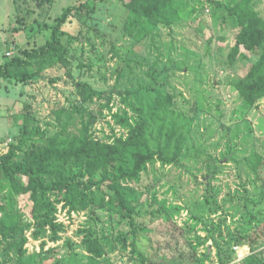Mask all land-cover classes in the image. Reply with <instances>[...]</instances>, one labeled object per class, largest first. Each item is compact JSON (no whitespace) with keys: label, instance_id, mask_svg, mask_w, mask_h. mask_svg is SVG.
Listing matches in <instances>:
<instances>
[{"label":"rangeland","instance_id":"obj_1","mask_svg":"<svg viewBox=\"0 0 264 264\" xmlns=\"http://www.w3.org/2000/svg\"><path fill=\"white\" fill-rule=\"evenodd\" d=\"M85 2L96 4L97 12L86 25L74 20L63 28L64 62L28 59L27 67L16 66L12 72L20 77L30 72L36 78L0 79V156L20 140L28 118L32 128L53 135L59 125L57 113L64 112L62 122L74 117L70 131L76 132L80 128V117L73 114L76 105L98 113L91 132L99 141L126 137L112 119L119 111L131 113L123 101L126 93L159 86L174 96L176 109L195 119L193 131L179 163L151 165L134 187L143 201L157 195L160 201L179 206L182 211L174 224L183 232L174 224L141 216L137 221L149 227L150 234L138 231L135 239L130 235L124 250L116 237L130 226L120 223L119 216L106 207L70 212L61 204L60 241L37 239L39 229L27 195L19 199L29 226L24 264H35L36 259L37 264H89L84 240L90 230L114 247L99 264H141L132 253L133 242L141 255L160 254L159 260L169 264H194L191 245L199 242L203 246L197 257L204 264H242L251 254L250 246L235 245L234 238L264 229L256 223H264V164L257 173L259 163L252 158L258 156L264 163V98L244 111L234 85L259 57L252 54L249 61L237 58L234 66L228 65L234 22L222 23V12L206 0L191 19L173 28L159 27L142 43L130 34L129 14L115 0H0V67L24 50L45 45L51 38L49 27L68 7ZM260 12L264 17V0ZM78 83L107 91L112 98L109 108L104 107L107 99L83 104ZM126 99L132 101V94ZM8 249L2 246L3 257ZM257 255L264 264V247Z\"/></svg>","mask_w":264,"mask_h":264},{"label":"trees","instance_id":"obj_2","mask_svg":"<svg viewBox=\"0 0 264 264\" xmlns=\"http://www.w3.org/2000/svg\"><path fill=\"white\" fill-rule=\"evenodd\" d=\"M115 1L128 12L129 31L137 43L151 38L159 27L173 28L183 19H191L194 13L199 12L198 7L202 10L205 6L204 0ZM206 1L214 10L222 12V23L234 22L236 33L227 56L228 65L234 66L237 58L249 61L252 54L259 57L234 85L244 111H248L264 98V17L260 12L263 0ZM96 12V4L89 2L68 7L56 24L49 27L51 38L45 45L24 50L21 56H14L1 65L0 79L27 82L36 78L30 72L21 77L12 72L16 66L27 67L28 59L64 62L63 28L74 20L86 25ZM120 73L117 71L118 75ZM76 87L83 104L107 99L104 107L109 108L112 98L107 97V91L100 92L82 83ZM131 94L133 102L126 99ZM120 96L123 97L122 93ZM174 100L173 95L159 86L128 91L123 101L131 113L119 111L112 115L115 125L125 130L127 136L114 137L112 142L99 141L93 136L91 130L98 113L79 105L73 107V114L80 117V128L74 133L70 131L74 117L62 122L64 112L57 113L59 125L53 135L51 131L32 128L33 120L28 118L21 129L20 140L10 146L8 153L0 156V194H4L3 200L0 199V264H13L14 260L15 264H24L29 226L23 220L19 199L27 195L30 197L31 217L39 229L35 234L37 239L48 236L52 242L60 241V233L64 231V226L57 219L61 204L70 212H82L92 206L106 207L119 216L120 223L130 226V231L121 232L116 237L124 250L130 235L134 237L138 231L150 234V228L138 223V217H150L153 223L173 225L182 209L167 200L160 201L157 195L143 201L134 184L141 182L142 175L151 165L171 166L182 160L195 119L176 109ZM252 158L259 163L255 166L258 173L263 160L255 155ZM256 223L258 227H264V223ZM174 226L183 232L176 224ZM259 230L234 238L235 245L250 246L251 254L244 258L242 264H263L257 252L264 247V229ZM87 234L84 244L89 264H99L108 249L114 247L95 237L92 230ZM5 245L9 253L3 257L1 248ZM191 246L196 256L194 264H204L197 257L202 243ZM10 252L15 255L14 259ZM132 253L141 264H169L159 260L160 254L141 255L134 242ZM37 263L38 259L35 260Z\"/></svg>","mask_w":264,"mask_h":264},{"label":"built area","instance_id":"obj_3","mask_svg":"<svg viewBox=\"0 0 264 264\" xmlns=\"http://www.w3.org/2000/svg\"><path fill=\"white\" fill-rule=\"evenodd\" d=\"M237 251L239 250L238 248L236 249ZM239 253H240V250H239ZM241 254V253H240Z\"/></svg>","mask_w":264,"mask_h":264}]
</instances>
